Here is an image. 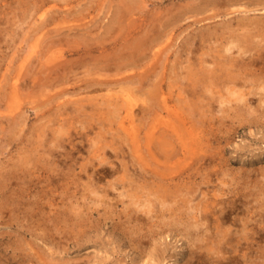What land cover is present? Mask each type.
Instances as JSON below:
<instances>
[{
  "label": "rangeland",
  "instance_id": "1",
  "mask_svg": "<svg viewBox=\"0 0 264 264\" xmlns=\"http://www.w3.org/2000/svg\"><path fill=\"white\" fill-rule=\"evenodd\" d=\"M46 1L41 5L43 0H0V264H61V260L65 264H136V262L137 264L143 262V264H223L224 262L227 264L226 258L230 255L245 260L243 252L248 248H243L241 253L228 252L227 237L225 241L223 240L227 235V228H233L232 221L235 217L243 216L248 203L253 204L251 207L258 211V217L255 216V218H260L259 221L264 219V215L261 216L264 211V197H262L264 196V105L260 106L261 111H255L263 96L260 92L262 89H259L256 94L248 93L249 101L246 99L239 101L235 98L237 94L231 93L232 84H228L229 79L224 76L233 67L229 63V58L233 54L238 55V47L231 50L233 52L235 49L236 54L234 52L232 56H230L231 53L228 54L230 52L228 46L232 45V40L236 38L239 42L242 38L248 39V42L258 40L251 43L259 44L251 54L259 57L255 67H259L258 71L263 72L260 75H264V71H261L262 67L264 68V56L257 55L259 49H264V2L258 4L253 0L251 2L247 0H161L162 4H155V0ZM191 1L195 2H193L195 4L193 8L202 6L205 10L193 9L196 11L183 14L182 18L178 22H173V25L168 26L169 28L162 27L161 37L154 43L150 41L146 43L140 38L151 34L153 28L157 30L158 27L155 26V28L153 25L159 22L158 19L168 20L185 6L192 5ZM115 8L130 10L121 24L113 22L117 10ZM42 13H45L44 17ZM238 16L242 18L239 19ZM152 21L154 24L151 23ZM140 23L145 24L142 28L131 32ZM255 26L259 28L256 30ZM244 27L247 29L244 30ZM233 28L239 31L235 29L236 32ZM246 31L249 33L244 35ZM250 32L254 33L255 37ZM248 34L251 36L247 37ZM186 44L192 46L193 50L188 49ZM103 46L106 47L103 48ZM125 46L127 48H124ZM92 47V50L85 51ZM132 48H135V51ZM199 61L204 64H200ZM51 66L59 70L58 74L54 71L50 73ZM203 66H205L204 73H207L203 78L204 83L202 78H199L203 71L198 70H202ZM226 67L230 68L224 73L223 68L226 69ZM235 69L234 75L244 77L242 69L238 67ZM139 72L146 73L143 82L136 78L134 82L118 83L120 86L117 83H113L115 86L103 85L95 91L90 89L91 92L85 88L80 90L77 86L81 83L80 81L84 82L93 76L119 79L123 75L140 74ZM149 72L153 75H149ZM19 74H22L20 75L22 80L20 89H22L19 94H15L12 85ZM218 75L223 77L219 78ZM163 79L167 83L163 88L156 90L157 83ZM238 81H240L238 83L240 86H236L238 92L249 89V87L245 88V84L249 86L250 82H245L244 79ZM140 83H142L141 86H139ZM203 88L206 89L203 90ZM189 89L194 90L195 94L197 93L196 96L189 95ZM207 93L211 98L207 96ZM96 95L101 105L94 104L93 98ZM165 96H169V104L179 105L183 110L186 104H180V100L186 96L190 99L192 97L191 101L198 108L191 117L194 121L198 119L197 126L206 128V135L197 145V153L187 163L178 165L175 163L180 157L178 154H182L180 139L174 138L178 141L176 143L171 139L172 145L162 146L166 139V131L162 134L160 128L157 129L158 134L151 143L147 137V130L150 128L153 117L140 109L148 108L150 105L152 108L157 106L156 108L159 109L160 106L159 111H163V115L167 116L168 111L161 110L163 104L165 105ZM109 98H113L114 102L122 108L119 112L114 111L115 114L120 115L107 111L110 105H107L105 100ZM156 98H159V102ZM82 99L84 101L81 104L78 103ZM229 99H232L231 103L228 102ZM221 100L225 102L222 103ZM252 102L257 103L254 105ZM132 105L136 110L138 109L137 123L139 120L142 123L139 148L143 155L149 158L145 165L140 164L141 166L133 157L135 149L129 145L132 142L130 139L127 140L126 132L121 127L125 109ZM201 119H205L206 122H199ZM113 139L115 142H121L117 149L106 147L103 150L105 159L94 156L98 146H105ZM167 149L169 152H174V157L170 160L166 157ZM199 155L201 158L198 157ZM133 161L137 164L135 165ZM130 162L133 164L131 165ZM137 165L144 168L146 173L140 171L141 168ZM128 168L131 173L126 171L129 170ZM151 168L163 172L165 170L168 175L171 172L169 176L173 174L178 178L172 181L164 180L154 174ZM136 169L138 173L141 172V175L138 174L140 177L147 179H140ZM132 172H136L133 173L136 174L135 178ZM238 175L248 176L252 181L246 184L242 181L245 178L241 180L235 178ZM220 186H222L221 189ZM244 187L246 193L253 192L251 197L242 194ZM240 188L243 190L237 193ZM121 190H125L128 195L118 196ZM159 196L163 198V201L160 202ZM94 197L97 199L95 200ZM140 198L144 199L143 202L153 199L155 202L150 200L154 204L152 209L138 206L136 202L142 201ZM237 199L240 200L239 202H244L239 203ZM217 200H221L223 204L226 203L219 205ZM233 200L240 206L234 211L231 210L232 217L227 222V209L230 208L227 206ZM200 202L212 204L206 212L209 215L205 216L207 218H202L204 213L200 211L201 209L191 211L192 205ZM135 214L140 217L137 219ZM198 221L200 224L197 226ZM203 226H206V229ZM220 233L224 235L223 240L221 236H218L221 235ZM212 240L215 246L212 245ZM256 240L255 250L259 253L249 250L252 258L248 260V264H264V240L263 238ZM152 258L157 259L156 262ZM245 262L234 260L232 264H245Z\"/></svg>",
  "mask_w": 264,
  "mask_h": 264
},
{
  "label": "bare ground",
  "instance_id": "2",
  "mask_svg": "<svg viewBox=\"0 0 264 264\" xmlns=\"http://www.w3.org/2000/svg\"><path fill=\"white\" fill-rule=\"evenodd\" d=\"M264 2V0H253V2H255V3H261V2ZM47 1L46 0H43V2H42V4L41 5H43V4H45ZM121 2V1H120ZM187 2H189V1H187ZM192 2V1H191ZM194 2V1H193ZM192 2V3H193ZM205 2V1H204ZM209 2V1H208ZM247 2H251V0L250 1H248L247 0ZM125 3V2H124ZM132 3V2H131ZM154 3L155 4H162L163 3V1H161V0H155L154 1ZM181 3V2H180ZM184 3H185V1H184ZM191 3V4H192ZM195 3V2H194ZM192 4V5H189V6H185L182 10H180L177 14H175V15H173L171 18H169L168 20H166V21H162L161 20V18H160V20L158 19V23H155L154 24V22L152 21L151 23L152 24H154L153 26L155 27H158L157 28V30H155L154 28L152 29V32H151V34H148V35H146V36H141L140 38L142 39V40H144L146 43L148 42V41H150V43H154L155 42V40H158V38L159 37H161V34H162V27H165V28H167L168 26H170V25H173V22H178V20H180L181 18H182V16H183V14H186V13H188L189 11H196V10H193V9H197V11H202L203 9L205 10V8H203L202 6L201 7H197V8H193L194 6H195V4ZM234 3H235V1H234ZM240 3H242V1H240ZM120 4V3H119ZM122 4V3H121ZM130 4V3H129ZM205 4V3H204ZM220 4V3H219ZM232 4V3H231ZM52 5V4H51ZM127 6H128V4H126ZM252 5V4H251ZM39 7H40V5H38ZM124 6V5H123ZM197 6V5H196ZM213 6H215V5H213ZM115 7V6H114ZM169 7V6H168ZM170 7H172L171 5H170ZM259 7V6H258ZM52 8V7H51ZM119 8H120V6H119ZM173 8H175L174 7V5H173ZM179 8V7H178ZM182 8V7H181ZM254 8H256V7H254ZM263 8V7H262ZM115 9H117V8H115ZM264 9V8H263ZM262 9V10H263ZM54 10V9H53ZM130 10H127L126 8L123 10V9H117L116 11H115V14H114V17H113V22H117V23H123V20H124V18L127 16V14H128V12H129ZM210 11V10H209ZM259 11H260V9H259ZM47 12V11H46ZM45 12V13H46ZM232 12V11H231ZM245 12V11H244ZM250 12V11H249ZM45 13H42V16L44 17L45 16ZM132 13V12H131ZM239 13V12H238ZM254 13V12H253ZM190 14H191V12H190ZM264 14V13H263ZM230 15V14H229ZM228 15V16H229ZM159 16V15H158ZM187 16V15H186ZM211 16H213V15H211ZM248 16V15H247ZM254 16H255V13H254ZM260 16V15H259ZM112 17V16H111ZM160 17V16H159ZM158 17V18H159ZM174 17V18H173ZM189 17V16H188ZM250 17V16H249ZM251 17H253V16H251ZM256 17V16H255ZM261 17V16H260ZM128 18V17H127ZM238 18L239 19H241L242 17H239L238 16ZM238 18H236V19H238ZM248 18V17H247ZM246 18V19H247ZM257 18V17H256ZM262 18V17H261ZM110 19V18H109ZM166 19V18H165ZM174 19V20H173ZM185 19V18H184ZM232 19V18H231ZM238 19V20H239ZM251 19H253V18H251ZM263 19V18H262ZM150 20V19H149ZM148 20V21H149ZM207 20H209V18L207 19ZM128 21V20H127ZM247 21V20H246ZM253 21H255V20H253ZM202 22V21H201ZM228 22V21H227ZM230 22V21H229ZM245 22V21H244ZM251 22V21H250ZM109 23V22H108ZM199 23V22H198ZM238 23V22H237ZM252 23V22H251ZM110 24V23H109ZM119 24V25H120ZM129 24V23H128ZM144 24L145 23H140V24H138L136 27H135V29H133L131 32H135L136 31V29H139V28H142L143 26H144ZM176 24V23H175ZM229 24V23H228ZM236 24V23H235ZM239 24V23H238ZM237 24V25H238ZM253 24H254V22H253ZM252 24V25H253ZM261 24V23H260ZM263 24H264V22H263ZM106 25V24H105ZM125 25V24H124ZM211 25V24H210ZM246 25L248 26V24L246 23ZM256 25V24H255ZM104 26V25H103ZM239 26V25H238ZM242 26H243V24H242ZM246 26V27H247ZM256 26H258V24L256 25ZM255 26V27H256ZM120 27H121V25H120ZM124 27H126V25L124 26ZM155 27V28H156ZM192 27V26H191ZM202 27V26H201ZM230 28H231V26H229ZM236 27V26H235ZM246 27H244V30H245V28ZM109 28H111L110 26H109ZM165 28H163V29H165ZM169 28V27H168ZM172 28V27H171ZM229 28V29H230ZM237 28H239V27H237ZM237 28H233L234 30L235 29H237ZM249 28V27H248ZM251 28V27H250ZM257 28H259V27H256V30H257ZM112 29V28H111ZM115 29V28H114ZM195 29V28H194ZM240 29H242V27H240ZM247 29V28H246ZM261 29H263V28H261ZM115 30H117V29H115ZM146 30V29H145ZM167 30H170V29H167ZM196 30V29H195ZM232 30V29H231ZM238 30V29H237ZM255 30V29H254ZM118 31V30H117ZM116 31V32H117ZM120 31V30H119ZM126 31V30H125ZM138 31V30H137ZM173 31V30H172ZM210 31V30H209ZM236 31V30H235ZM239 31V30H238ZM242 31V30H241ZM112 32V31H111ZM115 32V33H116ZM148 32V31H147ZM164 32V31H163ZM184 32V31H183ZM196 32V31H195ZM237 32V31H236ZM243 32H245V31H243ZM247 32L248 31H246V33H244V35L245 34H247ZM259 32V31H258ZM260 32H261V30H260ZM264 32V31H263ZM112 33H114V32H112ZM111 33V34H112ZM166 33V32H165ZM168 33V32H167ZM249 33V32H248ZM251 33V35H253L252 34V32H250ZM120 34V33H119ZM164 34V33H163ZM170 34H171V32H170ZM241 33H239V35H240ZM117 35V34H116ZM144 35V34H143ZM169 35V34H168ZM187 35V34H186ZM197 35V34H196ZM200 35V34H199ZM242 35V34H241ZM250 35V36H251ZM263 35V34H262ZM261 35V36H262ZM249 36V34H248V36L247 37H250ZM120 37V36H119ZM146 37V38H145ZM164 37V36H163ZM195 37V36H194ZM197 37V36H196ZM204 37V36H203ZM233 37V36H232ZM235 37H236V35H235ZM245 37V36H244ZM253 37H255L254 35H253ZM187 38V37H186ZM263 38V37H262ZM139 39V38H138ZM188 39V38H187ZM191 39V38H190ZM197 39V38H196ZM231 39H233V38H231ZM130 39H128V41H129ZM132 40V39H131ZM242 41L241 42H239V39H234V40H232V45H229L228 46V50L230 51L228 54H230V56H232V53L234 52V51H236L235 49H234V51L233 52H231V50L234 48V47H238V55H234L233 54V56L231 57V58H229V63H231L232 64V66L233 67H235V68H239V69H242L243 70V73H244V77H243V75H241V76H236V75H234V69H233V67H231L232 68V70H231V68H230V70H229V68L227 69V67H226V69L225 68H223L224 70H223V72L226 70V72L229 70V71H231L230 72V74H229V71H228V76L225 74V76L224 77H227L228 79H229V81H227V82H229L228 84H232V89H231V86H230V89H231V93L232 94H237V97H235V98H237L239 101H242V100H244L245 101V99L247 100V101H249V99H247V95H248V93H254V94H256V93H258V90L259 89H262V91H260L261 92V96H263L262 97V99H261V103L258 105V107H256L255 108V111L256 112H258V111H261V107L264 105V75L262 76V75H260L261 73H263V72H259L258 70V68H256L255 66L258 64V58L259 57H256L255 56V54H251L252 53V51L253 50H255V48H256V46H257V48H258V45L259 44H257V45H252L251 43H255L256 41H258V40H255L254 42H248L249 40L248 39H245V40H243V38L241 39ZM253 40V39H252ZM138 41H140V40H138ZM194 41V40H193ZM203 41V40H202ZM262 41H263V39H262ZM114 42V41H113ZM140 42H143V41H140ZM195 42V41H194ZM205 42V41H204ZM207 42V41H206ZM117 44V43H116ZM125 44V43H124ZM137 44V43H136ZM158 44V43H157ZM181 44V43H180ZM199 44H200V41H199ZM206 44V43H205ZM242 44L244 45V46H242ZM178 45V44H177ZM198 45V44H197ZM201 45V44H200ZM209 45V44H208ZM247 45V46H246ZM142 46V45H141ZM147 46V45H146ZM182 46V45H181ZM186 46H187V48L188 49H191V50H193V47L192 46H188V44H186ZM263 46H264V44H263ZM106 46H103V48H105ZM112 47V46H111ZM123 47V46H122ZM148 47V46H147ZM199 47V46H198ZM121 48V47H120ZM119 48V49H120ZM124 48H127L126 46L124 47ZM138 48H139V46H138ZM181 48V47H180ZM187 48H185V50L187 49ZM201 48V47H200ZM256 48V49H257ZM93 49V47L92 48H90L89 50L88 49H86L85 51H90V50H92ZM128 49H130V48H128ZM133 49V48H132ZM136 49H137V47H136ZM140 50H141V47L139 48ZM148 49V48H147ZM187 49V50H188ZM197 49V48H196ZM237 49V48H236ZM121 50H122V48H121ZM126 50V49H125ZM134 51H135V48L133 49ZM144 50V49H143ZM150 50V49H149ZM184 50V49H183ZM227 50V51H228ZM264 49H259L258 50V53H257V55H262V56H264V51H263ZM142 51V50H141ZM147 51V50H146ZM178 51V50H177ZM196 51V50H195ZM175 52V51H174ZM180 52V51H179ZM182 52V51H181ZM248 52H250V55H248ZM127 53H129V54H131L130 52H127ZM141 53H143V52H141ZM149 53V52H148ZM156 53V52H155ZM192 53H193V51H192ZM235 54H236V52H234ZM140 54V53H139ZM144 54V53H143ZM150 54V53H149ZM152 54V53H151ZM205 54V53H204ZM175 55V54H174ZM130 56V55H129ZM145 56V55H144ZM156 56V55H155ZM227 56V55H226ZM261 56V57H262ZM136 57H137V54H136ZM117 58V57H116ZM132 58V57H131ZM138 58V57H137ZM205 58V57H204ZM227 58H228V56H227ZM119 59V58H118ZM120 59H121V57H120ZM119 59V60H120ZM144 59H146V58H144ZM198 59V58H197ZM224 59V58H223ZM261 59V58H260ZM151 60V59H150ZM215 60V59H214ZM214 60H213V62H214ZM225 60H228V59H225ZM126 61V60H125ZM144 61V60H143ZM195 61H197V60H195ZM204 61V60H203ZM210 61V60H209ZM218 61V60H217ZM217 61H216V63H217ZM128 62H129V60H128ZM145 62H146V60H145ZM148 62V61H147ZM150 62V61H149ZM206 62V61H205ZM212 62V61H211ZM212 62V63H213ZM115 63V62H114ZM123 62H121V64H122ZM137 63H139V62H137ZM144 63V62H143ZM199 63L200 64H204L202 61H199ZM134 64V63H133ZM141 64V63H140ZM196 64V63H195ZM205 64H207V63H205ZM209 64V63H208ZM215 64V63H214ZM49 65V64H48ZM52 65V64H51ZM115 65V64H114ZM126 65H127V63H126ZM125 65V66H126ZM138 65V64H137ZM136 65V66H137ZM152 65V64H151ZM154 65V64H153ZM219 65H220V63H219ZM225 65V64H224ZM54 67L56 66L55 64L53 65ZM58 66V65H57ZM135 66V65H134ZM202 66V65H201ZM211 66H213L212 64H211ZM210 65H208V67H211ZM228 66V65H227ZM262 66V65H261ZM52 67V66H51ZM54 67H52V68H50V67H48V68H50V73H51V71H54L55 73H57L58 74V72H59V70H55V68ZM103 67H105V66H103ZM102 67V68H103ZM115 67V66H114ZM133 67V66H132ZM131 67V68H132ZM200 67V66H199ZM207 67V68H208ZM215 67V66H214ZM58 69H59V67H57ZM111 68H113V67H111ZM116 69V68H115ZM136 69V68H135ZM202 70H200V69H198L199 70V72L200 71H203V72H201L200 74V76H199V78L201 79L202 78V82L204 81L203 80V78H204V76H205V74H207V73H204V69H205V66H203L202 68H201ZM212 70L214 69L213 67L211 68ZM219 69V67L217 68V70ZM123 70V69H122ZM197 70V71H198ZM210 69H208V71H209ZM216 70V71H217ZM45 71V70H44ZM69 71V70H68ZM120 71V70H119ZM196 71V72H197ZM206 71V70H205ZM219 71V70H218ZM235 71H236V69H235ZM245 71V72H244ZM261 71H264V68L262 67V70ZM104 72V71H103ZM117 73H118V71H116ZM122 72V71H121ZM135 72V71H134ZM138 72V71H137ZM193 72V71H192ZM199 72H197L198 74H199ZM213 72V71H212ZM222 72V73H223ZM226 72H224V73H226ZM239 72H240V70H239ZM239 72H237V73H239ZM53 73V72H52ZM64 73H67V72H64ZM98 73V72H97ZM123 73V72H122ZM140 73V72H139ZM217 73V72H216ZM215 73V74H216ZM224 73H223V75H224ZM242 73V72H241ZM240 73V74H241ZM108 74H109V72H108ZM193 74H194V72H193ZM197 74V75H198ZM209 74V73H208ZM212 74V73H211ZM20 75H22V74H19L18 75V77H16V81H14L13 82V85H12V87H13V92L15 93V94H19V91L22 89H20V85H21V83H20V81H22L21 80V77H20ZM149 75H153V74H151L150 72H149ZM195 75V74H194ZM210 75V74H209ZM230 75V76H229ZM239 75V74H238ZM97 76V75H96ZM100 76H102V75H100ZM207 76V75H206ZM211 76V78H213V76L212 75H210ZM209 76V77H210ZM220 76H222V75H218V77L219 78H221ZM146 77V73L145 72H142V73H140V74H133V75H126V76H124L123 75V77L122 78H119V79H115V78H113V79H110V78H108V77H90V78H87L86 79V81H84L85 82V84H83L84 82L83 81H80L81 83H79L78 81H76V82H78L79 84L77 85L78 87H79V89L80 90H83V88H85V89H94V91L95 90H98L99 88H101V86H103V85H106V86H111V85H114L113 83H117V85L118 86H120L118 83H121V82H128V81H130V82H134L135 80H136V78H139V80L141 81V82H143V80H145L144 78ZM164 77V76H163ZM223 77V76H222ZM55 79V78H54ZM194 79V78H193ZM210 79V78H209ZM215 79H216V77H215ZM242 79H244L245 80V82H247L248 81V83H249V86L247 85V84H245L243 81V84H245V88H248L249 87V89L246 91V90H242V92H238L237 90V88H236V86H240V85H238V83L240 82V81H238V80H242ZM249 79H250V81H249ZM51 80V79H50ZM81 80H83V79H81ZM151 80V79H150ZM188 80V79H187ZM220 80V79H219ZM48 81V80H47ZM138 81V80H137ZM152 81V80H151ZM153 81H155L154 83H157L156 82V80H153ZM194 81V80H193ZM196 81V80H195ZM211 81H213V79L211 80ZM215 82H217L218 80H214ZM222 81H224V80H222ZM221 81V83H223ZM75 82V83H76ZM146 82H147V80H146ZM145 82V83H146ZM205 82V81H204ZM203 82V83H204ZM241 82V83H242ZM138 83V82H137ZM167 82H166V80L165 79H163V80H160L159 81V83H157V89L156 90H158V89H160V87H164L165 86V84H166ZM171 83V82H170ZM191 83V82H190ZM196 83V82H195ZM172 84V83H171ZM200 85H201V83H199ZM224 84V83H223ZM127 85H129V83L127 84ZM130 85H132V84H130ZM136 85V84H135ZM142 85V83H140V85L139 86H141ZM143 85H145V84H143ZM149 85V84H148ZM192 85H194V84H192ZM207 85V84H206ZM246 85H247V87H246ZM74 86H76V84L74 85ZM77 86H76V90L78 89L77 88ZM115 86V85H114ZM123 86H124V84H123ZM133 86V85H132ZM153 86V85H152ZM204 86V85H203ZM210 86V85H209ZM225 86H226V83H225ZM242 86V85H241ZM143 87V86H142ZM141 87V88H142ZM146 87V86H145ZM207 87V86H206ZM137 88V87H136ZM152 88V87H151ZM194 88V87H193ZM192 88V89H193ZM229 88V87H228ZM138 89H139V87H138ZM145 89V88H144ZM191 89V90H192ZM204 89H206V88H203V90ZM212 89V88H211ZM190 89H189V95L191 94L193 97L194 96H196V94H195V91L193 90V91H191ZM241 90V89H240ZM86 91H88V90H86ZM93 91V90H92ZM146 91H148L147 89H146ZM171 91V90H170ZM187 91V90H186ZM205 91H209V90H205ZM18 92V93H17ZM90 92H91V90H90ZM156 92V91H155ZM149 93V92H148ZM157 93V92H156ZM193 93V94H192ZM143 94V93H142ZM151 94V93H150ZM160 95H162V94H160ZM142 96V95H141ZM144 96L146 97V95L144 94ZM143 96V97H144ZM155 97H157V95H154ZM207 96L208 97H210L209 95H208V93H207ZM251 96V95H250ZM249 96V97H250ZM256 96V95H255ZM154 97V98H155ZM158 97H159V91H158ZM189 96H186L184 99H181L180 100V104L181 103H184V104H186V108H185V110H183V108L182 107H180L179 105L177 106L176 104H169V102H170V99H169V96H165V98H164V102H165V105L163 104V106H162V109L161 110H165L166 112L168 111V115L167 116H164L163 115V111L161 112V111H159L160 110V106H159V109H157L156 107H154V108H152L151 106L152 105H150V107H144L143 109H140V110H143V111H146V113L148 114V116H152V117H150V118H152L153 120L151 121V124H150V128L147 130V137H148V140H149V143H151V141H153V139L156 137V135L158 134V131H157V129L158 128H160L159 130H161L160 132L163 134V131H166V139H165V141L162 143V146L163 145H172L173 144V141H175V143H176V141L177 140H174V138H178V139H180V143H181V146H182V154L180 153V154H178V156L180 155V157H179V159L177 158V160L175 161V163L178 165V164H182V163H187V161L188 160H190L191 158H193V156L197 153V151H198V149H197V145L199 144V142L201 141L202 142V138L204 137V135H206V128H204V126H203V128H201V126H197V120L196 121H194L193 120V118L191 117V115H193V112L194 111H196L197 110V108L198 107H196L197 105L196 104H194L192 101H191V99H192V97H191V99L190 98H188ZM201 97V96H200ZM211 98V97H210ZM234 98V99H235ZM261 98V97H260ZM92 99V98H91ZM94 100H95V103L94 104H97V105H101L99 102H101V101H98V95H96V97L95 98H93ZM92 99V100H93ZM139 99V98H138ZM147 99V98H146ZM157 99V98H156ZM159 99V98H158ZM158 99H157V102H159L158 101ZM188 99H190V101L188 100ZM148 100V99H147ZM178 100V99H177ZM236 100V99H235ZM251 100V99H250ZM256 100V99H255ZM81 101V102H80ZM84 100L82 99V100H79L78 101V103H82ZM108 104L107 105H110V108L107 110V111H109L110 110V112L111 111H115V112H119V110L120 109H122L119 105H118V103L116 104L115 102H114V99L113 98H109L108 100H105ZM146 101V100H145ZM189 101V103H187ZM208 101V100H207ZM206 101V102H207ZM223 101V102H222ZM231 101H232V99H229L228 100V102H230L231 103ZM243 101V102H244ZM246 101V102H247ZM142 102V101H141ZM176 102V101H175ZM221 102L222 103H224L225 101L224 100H221ZM237 102V101H236ZM148 103V102H147ZM234 103V102H233ZM248 103V102H247ZM257 103V102H256ZM255 103V104H256ZM139 104V103H138ZM141 104V103H140ZM154 104H155V102H154ZM208 104V103H207ZM236 104H240V103H236ZM252 104H254V102H252ZM254 104V105H255ZM113 105V106H112ZM158 105V104H157ZM162 105V104H161ZM234 105V104H233ZM244 105V104H243ZM254 105H253V107H254ZM141 106V105H140ZM261 106V107H260ZM180 107V108H179ZM212 107V106H211ZM99 108V107H98ZM210 108V107H209ZM250 108V107H249ZM252 108V107H251ZM213 109V107L211 108V110ZM245 109V108H244ZM99 110H100V108H99ZM106 110V109H105ZM138 110V109H137ZM136 109H135V107H134V105H132V106H129V107H127L126 109H125V111H126V113H124L125 115H123L122 116V121H121V127L123 128V130H125V132H126V136H127V140H131V142H132V144H129V145H131V146H133V148L135 149L134 151H135V154H133V157H135L136 158V160H137V163L140 165H145V163H146V161L147 160H149V158H146L144 155H143V153L141 152V150H140V148H139V135L141 134V132H142V128H141V124L142 123H140L139 121H138V123H137V118H136V116H137V111ZM200 110H202V108L200 109ZM210 110V111H211ZM240 110V109H239ZM264 110V109H263ZM115 112H114V114H115ZM234 112V111H233ZM237 112V111H236ZM240 112V111H239ZM112 113V112H111ZM111 113H110V115H111ZM144 113V112H143ZM195 113V112H194ZM197 114H198V112H196ZM244 113V112H243ZM253 113V112H252ZM255 113V112H254ZM107 114H108V112H107ZM113 114V115H114ZM118 113H116L115 115H117ZM237 114V113H236ZM235 114V115H236ZM239 114V113H238ZM118 115H120V114H118ZM205 115V114H204ZM241 116H242V114H240ZM260 115H261V113H260ZM146 116V115H145ZM138 117H139V115H138ZM235 117H237V116H235ZM148 118V117H147ZM147 118H146V120H147ZM255 118V117H254ZM145 119V118H144ZM143 119V120H144ZM234 119H236V118H234ZM233 119V120H234ZM244 119H245V117H244ZM263 119V118H262ZM237 120V119H236ZM253 120V119H252ZM260 120V119H259ZM205 121V119H201L199 122H204ZM208 121V120H207ZM246 121V120H245ZM258 121V120H257ZM206 122V121H205ZM237 122H239V121H237ZM253 122H256V121H253ZM140 123V124H139ZM146 123V122H145ZM144 124V123H143ZM208 125V124H207ZM162 128H164L163 130H162ZM237 128V127H236ZM119 130V129H118ZM238 130H239V128H238ZM121 132H123V131H121ZM119 133V132H118ZM120 134V133H119ZM123 136V135H122ZM115 137V136H114ZM121 137V136H120ZM141 138H142V136H141ZM140 138V139H141ZM115 140L117 139V138H114ZM114 139L112 140V141H110V142H107L106 143V145L105 146H98L96 149H95V151H94V156H96V157H99L100 156V159L101 158H104L105 159V157H104V154H103V150H105L106 149V147H112V148H114V149H117L118 147H119V145H121V142H115L114 141ZM118 139H119V135H118ZM173 141H172V140ZM141 141H143V140H141ZM156 141V140H155ZM154 141V142H155ZM123 142H125V141H123ZM178 142V141H177ZM127 143V142H126ZM156 143V142H155ZM160 143V142H159ZM205 143V142H204ZM156 145V144H155ZM203 146V145H202ZM211 146V145H210ZM123 147V146H122ZM154 147V146H153ZM157 147H158V145H157ZM208 147V146H207ZM212 147V146H211ZM146 148V147H145ZM162 148V147H161ZM176 148H178V147H176ZM210 148V147H209ZM120 149V148H119ZM118 149V150H119ZM158 149V148H157ZM164 149V148H163ZM173 149H174V147H173ZM117 150V151H118ZM129 152H131V149H130V147H129ZM159 151H160V149H158ZM162 150V149H161ZM123 151H124V148H123ZM163 152H165L164 150H162ZM200 151V150H199ZM121 152V151H120ZM148 152V151H147ZM206 152V151H205ZM161 154H163V155H165L164 153H162V152H160ZM146 154H148V153H146ZM103 155V156H102ZM131 155V154H130ZM162 155V156H163ZM132 157V156H131ZM166 157H167V160L169 159H172L173 157H174V152H172V151H168V149H167V152H166ZM199 158H201V156L199 155L198 156ZM135 158H133V159H135ZM199 158L197 159V160H199ZM166 159V158H165ZM191 161V160H190ZM189 161V162H190ZM132 162V161H131ZM131 162H130V164H131ZM133 162H135V161H133ZM123 163H125V162H123ZM136 162L134 163L135 165L137 164ZM153 163H154V161H153ZM133 164V163H132ZM131 164V165H132ZM165 164V163H164ZM191 164V163H190ZM140 165V166H141ZM153 165V164H152ZM123 166V165H122ZM138 166V165H137ZM140 166H138V167H140ZM148 166V165H147ZM176 166V165H175ZM180 166V165H179ZM121 167V166H120ZM153 167V166H152ZM168 167V166H167ZM125 168V167H124ZM141 168V167H140ZM158 168H160L159 166H158ZM169 168V167H168ZM173 168V167H172ZM122 169V168H121ZM120 169V170H121ZM127 169V168H126ZM129 169V168H128ZM142 169H144V168H141V170L140 171H143V172H145L146 173V170L144 171V170H142ZM152 169V168H151ZM151 169H150V171H151ZM161 169V168H160ZM174 169V168H173ZM153 171H154V174H156V175H158L159 177H161L162 179H164V180H170L171 179V181L172 180H174L175 178H178V176H174L173 174H172V176H169L170 175V173H169V175H168V173H165V170H164V172L163 171H161V170H154V169H152ZM172 170V169H171ZM245 170V169H244ZM126 171H128V173H129V171H130V173H131V170L129 169V170H126ZM136 171H137V176H139V175H141V172L140 173H138V170L136 169ZM183 171V170H182ZM261 171V170H260ZM116 172H117V169H116ZM120 172V171H119ZM125 172V171H124ZM248 172V171H247ZM126 173V172H125ZM133 173H136V172H132V174ZM175 173V172H174ZM183 173V172H182ZM251 173V172H250ZM117 174H118V172H117ZM132 174H128V175H132ZM139 174V175H138ZM144 174V173H143ZM153 174V173H152ZM176 174H178V173H176ZM180 174V173H179ZM249 174V173H248ZM115 175V174H114ZM136 175V174H135ZM134 174L132 175L133 177L135 176ZM167 175L169 176V177H167ZM244 175V174H243ZM121 176V175H120ZM148 176V175H147ZM149 176H151L152 178H153V176L152 175H149ZM181 176V175H180ZM263 176V175H262ZM118 177V176H117ZM140 177V176H139ZM135 178V177H134ZM137 178V177H136ZM141 178H144V177H140V179ZM146 178V177H145ZM144 178V179H145ZM149 178V177H148ZM155 178H158V177H155ZM236 179H239V180H241V179H243V178H245V179H243L242 181L244 182V183H246V184H248V183H250L252 180L251 179H249L248 178V176H245V177H242L241 175L239 176H236L235 177ZM116 180H117V178H115ZM123 179V178H122ZM133 179V178H132ZM147 179V178H146ZM145 179V180H146ZM154 180V179H153ZM261 180V179H260ZM135 181V180H134ZM170 181V182H171ZM114 182H115V180H114ZM114 182H111L112 184L114 183ZM129 182V181H128ZM133 181H131V184L133 185V183H132ZM167 182V181H166ZM239 181H237V183H238ZM116 183H117V181H116ZM239 183H241V182H239ZM258 183V182H257ZM110 184V183H109ZM126 184V183H125ZM137 184V183H136ZM140 185H141V183H139ZM177 184V183H176ZM115 185V184H114ZM117 185V184H116ZM119 185V184H118ZM121 185V184H120ZM123 185H124V183H123ZM123 185H121L122 186V188L124 189V187H123ZM242 185V184H241ZM258 185V184H257ZM126 186H127V184H126ZM134 186V185H133ZM138 186V184L136 185V187ZM173 186V185H172ZM231 186V185H230ZM169 187H170V185H169ZM173 187H175V186H173ZM219 187V186H218ZM217 187V189L219 190V188ZM221 187L222 186H220V189H221ZM228 187H229V185H228ZM227 187V190L229 189ZM254 187V186H253ZM121 188V187H120ZM127 188V187H126ZM238 188V187H237ZM249 188H250V185H249ZM256 188V187H255ZM264 188V187H263ZM128 189V188H127ZM126 189V190H127ZM131 189V188H130ZM176 189V188H175ZM216 189V190H217ZM231 189V188H230ZM253 189V188H252ZM257 189V188H256ZM131 190H133L134 191V189H131ZM241 190H243L242 188H240L238 191H237V193H239V192H241ZM133 191H131V192H133ZM158 191V190H157ZM171 191V190H170ZM220 191V190H219ZM236 191V190H235ZM244 192H242V194H244L246 197L247 196H250V195H252L253 194V192H251L250 194L249 193H246V191H245V187H244V190H243ZM263 192V191H262ZM95 193H96V191H95ZM99 193V192H98ZM157 193V192H156ZM172 193V192H171ZM174 193V192H173ZM217 193V192H216ZM222 193V192H221ZM229 193V192H228ZM236 193V192H235ZM246 193V194H245ZM264 193V192H263ZM134 194H135V192H134ZM218 194V193H217ZM224 194V193H223ZM231 194V193H230ZM234 194V193H233ZM258 194V193H257ZM256 194V195H257ZM261 194V193H260ZM97 195H99V194H97ZM103 195V194H102ZM105 196L104 197H106V194H104ZM121 195H123L124 197H125V195H128L127 193H126V191L125 190H121L120 191V194L118 195V196H121ZM225 195H227V194H225ZM255 195V196H256ZM130 196H131V194H130ZM133 197H134V195H132ZM236 196H238L237 194H236ZM235 196V197H236ZM159 197H161V196H159ZM251 197V196H250ZM259 197V196H258ZM262 197H264L263 195H262ZM95 198V197H94ZM131 198V197H130ZM135 198V197H134ZM133 198V199H134ZM244 198V197H243ZM242 198V199H243ZM97 199V197L95 198V200ZM136 199V198H135ZM141 199V198H140ZM159 199V198H158ZM161 200H160V202L161 201H163V198L161 197L160 198ZM223 199V198H222ZM229 199V198H228ZM254 199V198H253ZM259 199V198H258ZM257 199V200H258ZM261 199V198H260ZM92 200H94V199H92ZM99 200V199H98ZM123 200V199H122ZM126 200V199H125ZM142 201H137L136 203H138L139 205L138 206H141V207H148L149 208V210L150 209H152L151 207H152V205H154V204H152L153 202H155V201H153V199H148L149 201H147V202H143V200L144 199H141ZM150 200H152V201H150ZM231 200V199H230ZM236 200V199H235ZM235 200H233V201H230V203H228V206L227 207H230L229 209H227V222L231 219V213H232V211H234V210H236V209H238L239 208V206H238V203L237 202H235ZM238 200V199H237ZM262 200V199H261ZM100 201V200H99ZM103 201H104V199H103ZM128 201V200H127ZM126 201V202H127ZM218 201V200H217ZM224 201H226V199L224 200ZM240 200H238V202H239ZM253 201H255V200H253ZM259 201V200H258ZM95 202H97V201H95ZM152 202V203H151ZM215 202V201H214ZM229 202V201H228ZM244 201H242V202H239V203H243ZM250 203H251V201H249ZM261 202H263V201H261ZM260 202V203H261ZM108 203V202H107ZM129 203V202H128ZM163 203V202H162ZM226 203V202H225ZM224 203V204H225ZM259 203V202H258ZM100 204V203H99ZM102 204V203H101ZM129 204H131V203H129ZM164 204H166L165 202H164ZM163 204V205H164ZM173 204V203H172ZM218 204L219 205H222L223 204V202L220 200V201H218ZM223 204V205H224ZM247 204V203H246ZM95 205V204H94ZM97 205H98V203H97ZM212 204H208V203H206V202H200L199 204H194V205H192L193 206V208H191V211H192V209H201L200 211H202L203 213H204V215L202 216V218L204 217V218H207V217H205V216H207L208 214L206 213L207 211H208V209L210 208V206H211ZM253 205V204H252ZM252 205H249V203H248V205H247V207L245 208V212H244V214H243V216H238V218H234V221H232V223H233V228L232 227H230V228H227V235H225V239L224 238H222V236H224V235H222L221 233V235H218V236H221V238H222V240L223 241H225L226 240V237H227V251L228 252H230V251H235V252H239V253H241L240 251L243 249V248H248V249H246V251L244 250V252H243V257L245 258V260L244 259H240L239 257H236L235 255H230V256H227V258H226V260H227V264H232L233 263V261L234 260H237L238 262H244V261H246L245 262V264H248V260H250V258H252L251 257V254H250V252H249V250H251V252L253 251V250H255V243H256V239H258V238H263V240H264V219H262L261 221H259L260 220V218H255V216H257V214H258V211L257 210H255L256 208H254V207H251ZM74 206V205H73ZM128 206H130V205H128ZM216 206H218V205H216ZM241 206H242V204H241ZM153 207H155V206H153ZM164 207H165V205H164ZM168 207V206H167ZM226 207V208H227ZM244 207V206H243ZM242 207V208H243ZM257 207H258V205H257ZM75 208V207H74ZM91 208V207H90ZM219 208V207H218ZM147 209V208H146ZM244 209V208H243ZM259 209H260V207H259ZM198 210V211H199ZM232 210V211H231ZM264 210V209H263ZM136 211V210H135ZM137 211H138V209H137ZM215 209H214V213H215ZM221 211V210H220ZM262 211V210H261ZM210 212V211H209ZM223 212V211H222ZM226 212V211H225ZM149 213V212H148ZM201 213V212H200ZM199 213V214H200ZM256 213V214H255ZM138 214V213H137ZM137 214H135V215H137ZM210 214V213H209ZM211 214H212V212H211ZM217 214H219V213H217ZM222 214V213H221ZM223 214H225L224 212H223ZM79 215V214H78ZM195 215V214H194ZM202 215V214H201ZM238 215V214H237ZM264 215V211L261 213V216H263ZM163 216H164V214H163ZM209 216V215H208ZM222 216V215H221ZM78 217V216H77ZM134 217V216H133ZM140 216L139 215H137V219L139 218ZM199 217V216H198ZM212 217V216H211ZM210 217V218H211ZM258 217V216H257ZM79 218V217H78ZM145 218V217H144ZM192 218V217H191ZM214 218H216V217H214ZM261 218H263V217H261ZM81 219V218H80ZM127 219V218H126ZM174 219V218H173ZM179 219V218H178ZM193 219V218H192ZM197 219H201V218H197ZM217 219H219L218 218V216H217ZM217 219H216V221H217ZM233 219V218H232ZM175 220V219H174ZM180 220V219H179ZM201 220H203V219H201ZM207 220V219H206ZM206 220H204V221H206ZM210 220V219H209ZM220 220V219H219ZM142 221V220H141ZM176 221V220H175ZM181 221V220H180ZM194 221V220H193ZM213 221V220H212ZM240 221V222H239ZM208 222V221H207ZM215 222V221H214ZM214 222H211V223H214ZM219 222H221V221H219ZM132 223V222H131ZM198 224H200V221H198L197 223H196V225L198 226ZM79 225V224H78ZM188 225V224H187ZM212 225V224H211ZM200 226V225H199ZM209 226V225H208ZM238 226V227H237ZM201 227V226H200ZM203 227H205V229H206V226H203ZM212 227V226H211ZM215 227V226H214ZM191 229V228H190ZM201 229V228H200ZM204 229V230H205ZM208 229H210V228H208ZM212 229V228H211ZM79 230V229H78ZM192 230V229H191ZM219 230V229H218ZM221 231H222V229H220ZM224 230V229H223ZM190 231V230H189ZM188 231V232H189ZM193 231V230H192ZM76 232V231H75ZM78 232V231H77ZM191 232V231H190ZM213 232V231H212ZM137 233V232H136ZM216 233V232H215ZM150 234V233H149ZM158 234H159V232H158ZM157 234V235H158ZM225 234V233H224ZM141 235V234H140ZM191 235V234H190ZM208 235H209V233H208ZM129 236V235H128ZM132 236H133V234H132ZM137 236V235H136ZM142 236V235H141ZM145 236V235H144ZM150 236V235H149ZM130 237H131V235H130ZM132 238H134L135 239V237H132ZM144 238V237H143ZM190 238V237H189ZM198 238V237H197ZM193 239V238H192ZM199 239V238H198ZM211 239H213V238H211ZM216 239V238H215ZM218 239H220V238H218ZM137 240V239H136ZM143 240V239H142ZM147 240V239H146ZM201 240V239H200ZM202 240H204V239H202ZM201 240V241H202ZM208 240V239H207ZM132 241V240H131ZM138 241V240H137ZM153 241V240H152ZM195 241V240H194ZM204 241H206V240H204ZM203 241V242H204ZM220 241V240H219ZM148 242H149V240H148ZM155 242H156V240H155ZM199 242V241H198ZM207 242V241H206ZM212 242H213V240H212ZM140 243V242H139ZM196 243V242H195ZM207 243H210V241L209 242H207ZM216 243V242H215ZM263 243H264V241H263ZM151 244V243H150ZM156 244V243H155ZM214 244V242L212 243V245ZM220 244V243H219ZM224 244V243H223ZM139 246H140V244H138ZM142 245V244H141ZM211 245V246H212ZM257 245V244H256ZM148 246V245H147ZM151 246H152V244H151ZM160 246V245H159ZM200 246V245H199ZM214 246H215V244H214ZM153 247H155V246H153ZM163 247V246H162ZM194 247H196V246H194ZM213 247V246H212ZM221 248H223L222 246H220ZM259 247V246H258ZM57 248H59V247H57ZM61 248V247H60ZM138 248H140V247H138ZM141 248H142V246H141ZM207 247H205V249H206ZM211 248V247H210ZM215 248V247H214ZM216 248H217V245H216ZM263 248V247H262ZM261 248V249H262ZM53 249H54V247H53ZM56 249V248H55ZM62 249V248H61ZM144 249H146V248H144ZM149 249V248H148ZM147 249V250H148ZM162 249V248H161ZM164 249V248H163ZM167 249V248H166ZM200 250L202 251L203 249L200 247ZM208 250V249H207ZM216 250V252H217V249H215ZM218 250L220 251V249L218 248ZM226 250V249H225ZM62 251H63V249H62ZM154 251V250H153ZM152 251V252H153ZM156 251V250H155ZM160 251V250H159ZM208 251H210V250H208ZM219 251H218V254H219ZM256 251V250H255ZM262 251V250H261ZM53 252V251H52ZM145 252V251H144ZM161 252H162V250H161ZM206 251H204V253H205ZM211 252H213V250H211ZM221 252V251H220ZM257 253H259L258 251H256ZM223 253V252H222ZM221 253V254H222ZM255 253V252H254ZM53 254V253H52ZM56 253H54V255H55ZM120 254V253H119ZM147 254V253H146ZM158 254V253H157ZM161 254V253H160ZM167 254H168V252H167ZM199 254V253H198ZM212 254H214V253H212ZM211 254V255H212ZM220 254V255H221ZM232 254H235V253H232ZM152 255V254H151ZM162 255V254H161ZM175 255V254H174ZM178 255V254H177ZM57 256V255H56ZM150 256V255H149ZM153 256V255H152ZM165 256V255H164ZM156 257V256H155ZM188 257H190V256H188ZM211 257V256H210ZM221 257V256H220ZM253 257H255V256H253ZM110 258V257H109ZM173 258V257H172ZM177 258V257H176ZM200 258V257H199ZM215 258V257H214ZM223 258V257H222ZM63 259V258H62ZM153 259V258H152ZM162 259H164V258H162ZM202 259V258H201ZM61 260V259H60ZM65 260V259H64ZM107 260H108V258H107ZM157 260V259H156ZM156 260H154L153 259V261H155L156 262ZM177 260V259H176ZM210 260V259H209ZM260 260V259H259ZM62 261V263L61 264H63L64 263V261L63 260H61ZM60 261V262H61ZM149 262H150V259L148 260ZM152 261V260H151ZM198 261V260H197ZM200 261V260H199ZM214 261V260H213ZM221 261H222V259H221ZM149 262H147V263H149ZM175 262V261H174ZM191 262V261H190ZM254 262H255V260H254ZM261 262V261H260ZM58 263V262H57ZM118 263H119V260H118ZM139 263V262H138ZM144 263V262H143ZM142 263V264H143ZM176 263V262H175ZM193 263V262H192ZM199 263V262H198ZM218 263V262H217ZM225 263V262H224ZM223 263V264H224ZM250 263V262H249ZM50 264V263H49ZM59 264V263H58ZM65 264V263H64ZM67 264H69V263H67ZM136 264H137V262H136ZM150 264H152V263H150ZM163 264V263H162ZM177 264H179V263H177ZM254 264H256V263H254ZM258 264V263H257Z\"/></svg>",
  "mask_w": 264,
  "mask_h": 264
}]
</instances>
